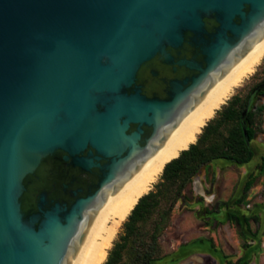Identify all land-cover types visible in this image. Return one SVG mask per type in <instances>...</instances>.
<instances>
[{
	"label": "water",
	"instance_id": "95a60500",
	"mask_svg": "<svg viewBox=\"0 0 264 264\" xmlns=\"http://www.w3.org/2000/svg\"><path fill=\"white\" fill-rule=\"evenodd\" d=\"M263 46L264 0H0V264H86Z\"/></svg>",
	"mask_w": 264,
	"mask_h": 264
},
{
	"label": "rangeland",
	"instance_id": "374dc122",
	"mask_svg": "<svg viewBox=\"0 0 264 264\" xmlns=\"http://www.w3.org/2000/svg\"><path fill=\"white\" fill-rule=\"evenodd\" d=\"M263 81L264 57L223 104L235 95L245 98ZM251 109L257 130L250 142L253 157L244 164L214 160L185 185L159 236L160 257L154 264H211L195 260L203 253L215 264H264V91ZM122 232L123 224L112 247Z\"/></svg>",
	"mask_w": 264,
	"mask_h": 264
},
{
	"label": "trees",
	"instance_id": "16d2710c",
	"mask_svg": "<svg viewBox=\"0 0 264 264\" xmlns=\"http://www.w3.org/2000/svg\"><path fill=\"white\" fill-rule=\"evenodd\" d=\"M255 89L245 98H230L205 123L196 141L164 165L154 190L144 193L127 215L123 232L113 241L103 264H154L160 257L159 236L185 185L214 160L238 164L251 160L254 151L250 142L257 130L256 113L251 109L254 99L250 103L249 100Z\"/></svg>",
	"mask_w": 264,
	"mask_h": 264
},
{
	"label": "bare ground",
	"instance_id": "6f19581e",
	"mask_svg": "<svg viewBox=\"0 0 264 264\" xmlns=\"http://www.w3.org/2000/svg\"><path fill=\"white\" fill-rule=\"evenodd\" d=\"M264 57L263 48L243 68L234 80L214 100L205 112L191 125V127L177 140V142L164 154V156L150 169V171L136 184V186L122 199V201L110 212L101 230L99 231L91 253L86 264H103L107 250L138 199L148 192L152 184L162 172L164 165L177 157L180 151L196 141L197 135L201 132L205 123L210 120L217 109L228 99L233 90L253 71L254 67Z\"/></svg>",
	"mask_w": 264,
	"mask_h": 264
},
{
	"label": "flooded vegetation",
	"instance_id": "af4514ba",
	"mask_svg": "<svg viewBox=\"0 0 264 264\" xmlns=\"http://www.w3.org/2000/svg\"><path fill=\"white\" fill-rule=\"evenodd\" d=\"M264 83V81L263 82H261L260 84H258L257 86H260L261 84H263ZM256 86V87H257ZM264 91V88H261L260 90H258L257 91V93H256V95H255V97H254V99L257 97V95L259 94V93H261V92H263ZM196 257H198V258H195V260H197L198 262H201V261H204V260H206V261H208V262H213L211 259H209V258H205L204 256H202V255H196Z\"/></svg>",
	"mask_w": 264,
	"mask_h": 264
},
{
	"label": "crops",
	"instance_id": "0c3cea01",
	"mask_svg": "<svg viewBox=\"0 0 264 264\" xmlns=\"http://www.w3.org/2000/svg\"><path fill=\"white\" fill-rule=\"evenodd\" d=\"M202 256H204L205 258H209V259H211V260L213 261L211 264H215L214 259L211 258V257H208L206 253H203ZM192 264H193V263H192Z\"/></svg>",
	"mask_w": 264,
	"mask_h": 264
}]
</instances>
